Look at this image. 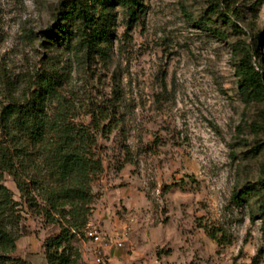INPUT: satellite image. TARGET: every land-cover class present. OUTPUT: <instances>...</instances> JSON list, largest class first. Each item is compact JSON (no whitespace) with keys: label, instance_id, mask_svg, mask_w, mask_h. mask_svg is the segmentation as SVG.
Wrapping results in <instances>:
<instances>
[{"label":"rangeland","instance_id":"1","mask_svg":"<svg viewBox=\"0 0 264 264\" xmlns=\"http://www.w3.org/2000/svg\"><path fill=\"white\" fill-rule=\"evenodd\" d=\"M62 1L0 0V102L55 68L75 123L109 111L101 126L116 128L98 133L104 170L88 227L122 243L127 264H264V102L240 91L235 53L258 47L264 72V0H144L132 22L115 7L116 37L91 60L47 53ZM53 56L59 62L47 66ZM5 185L21 204L11 177ZM22 217L10 257L46 264L43 244L59 227L27 210ZM205 226L220 231L218 241ZM85 231L73 238L72 264H93Z\"/></svg>","mask_w":264,"mask_h":264},{"label":"trees","instance_id":"2","mask_svg":"<svg viewBox=\"0 0 264 264\" xmlns=\"http://www.w3.org/2000/svg\"><path fill=\"white\" fill-rule=\"evenodd\" d=\"M144 0H64L57 9L54 26L47 32V53L60 57L64 52L91 60L106 54L116 37L115 7L124 9L130 21L143 14ZM230 6L236 0H225ZM219 9L220 5H214ZM236 10L233 12L235 14ZM221 16L233 24L229 15ZM235 26V25H234ZM258 47H241L236 65L240 91L251 101L264 102V72L256 65ZM53 56L47 66L59 61ZM63 76L55 68L37 75L22 97L12 95L0 102V264H28L11 258L22 237L25 210L42 216L59 227L58 235L43 244L46 264H72L78 256L75 234L89 225L95 195L92 183L104 170L97 152L98 133L116 128L109 111H94L89 125L74 122L73 107L62 95ZM11 177L21 195L22 205L5 185ZM244 194L238 200L242 201ZM218 241V229L205 226Z\"/></svg>","mask_w":264,"mask_h":264},{"label":"built area","instance_id":"3","mask_svg":"<svg viewBox=\"0 0 264 264\" xmlns=\"http://www.w3.org/2000/svg\"><path fill=\"white\" fill-rule=\"evenodd\" d=\"M85 237L97 245L93 264H107L104 248L108 246L110 242H105V234L96 229H92L91 227H87ZM115 244L119 247L122 246V243Z\"/></svg>","mask_w":264,"mask_h":264},{"label":"crops","instance_id":"4","mask_svg":"<svg viewBox=\"0 0 264 264\" xmlns=\"http://www.w3.org/2000/svg\"><path fill=\"white\" fill-rule=\"evenodd\" d=\"M96 247L97 245L94 244V251L96 250ZM104 250L106 252L107 264H127L129 261L128 259H126L124 254H122L121 249H118L114 241L110 242L109 245L104 248Z\"/></svg>","mask_w":264,"mask_h":264}]
</instances>
